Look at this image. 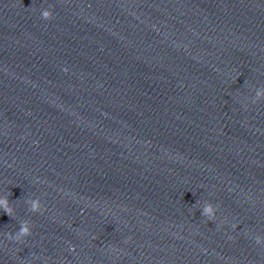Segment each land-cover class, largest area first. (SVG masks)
<instances>
[{"label":"clouds","instance_id":"9594fccd","mask_svg":"<svg viewBox=\"0 0 264 264\" xmlns=\"http://www.w3.org/2000/svg\"><path fill=\"white\" fill-rule=\"evenodd\" d=\"M41 18L45 21H49L53 19V12L48 9H44L41 12ZM66 71V69H65ZM260 101H264V86L255 88V95L251 97V102L253 104H257ZM11 195V192H10ZM0 196V210H3L9 217H15V209L11 206L9 201V196ZM26 203L29 206V211L32 213H43L45 211V205L42 203L40 198H29ZM201 215L206 217L208 220H215V209L212 203H205L201 212ZM231 227L235 229L237 227L236 224H232ZM33 225L28 220L20 221L19 230L14 234L12 232L5 233V238L8 241H12L18 244L24 243L27 237L32 236L33 234ZM229 239H234V237H229ZM256 245L264 246V236L255 235L252 237ZM112 251H116L115 248L111 249Z\"/></svg>","mask_w":264,"mask_h":264}]
</instances>
